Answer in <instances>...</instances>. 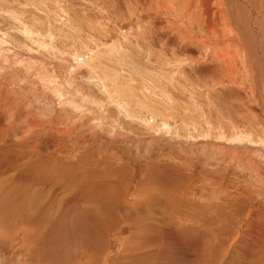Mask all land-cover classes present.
<instances>
[{
    "label": "rangeland",
    "instance_id": "374dc122",
    "mask_svg": "<svg viewBox=\"0 0 264 264\" xmlns=\"http://www.w3.org/2000/svg\"><path fill=\"white\" fill-rule=\"evenodd\" d=\"M197 1L0 0V264H264L263 57Z\"/></svg>",
    "mask_w": 264,
    "mask_h": 264
},
{
    "label": "bare ground",
    "instance_id": "6f19581e",
    "mask_svg": "<svg viewBox=\"0 0 264 264\" xmlns=\"http://www.w3.org/2000/svg\"><path fill=\"white\" fill-rule=\"evenodd\" d=\"M151 1V0H150ZM168 0H157V3L159 5H165V2ZM181 1V0H180ZM190 1L191 6L194 4L195 0H188ZM199 1V5L200 7H202V12L200 14H198V16L196 17V21L200 23V25L203 24V26H205V28L209 29L210 33H214L216 32V34L219 31V28L217 25H219L217 19H219V16L221 15L218 11V8H216L217 10L214 12L213 10H211V4H209V0H198ZM197 1V2H198ZM234 1H238V2H243L242 0H234ZM133 2V1H132ZM229 2V1H226ZM224 1V3H226ZM237 2V3H238ZM139 3V2H138ZM142 4V3H141ZM181 4V3H180ZM179 4V5H180ZM213 4V3H212ZM231 4V3H230ZM234 4V2H233ZM241 3H239L240 5ZM135 6V4H134ZM149 6V5H147ZM230 6H234V5H229L226 4L225 8H230ZM237 6V5H236ZM241 6V5H240ZM174 7V6H173ZM153 8V7H152ZM240 8V7H239ZM220 9V8H219ZM232 9V8H230ZM229 9V16L226 17V22H228V24L232 25L234 29V34L236 35V39L232 41V43H236V42H242V46L244 45L249 51L251 52H257L258 51L261 52L263 59H261L262 61H254L255 64H258V71L260 72H264V0H246L244 7H243V12L236 14L231 12ZM222 10V9H221ZM235 10V8H234ZM241 11V10H240ZM237 12V11H236ZM239 12V11H238ZM237 12V13H238ZM213 14H215V16H213ZM225 20V19H224ZM222 23V22H221ZM231 26V27H232ZM229 27V26H228ZM172 30V29H171ZM214 30V31H213ZM225 30V29H224ZM229 30V29H228ZM227 30V31H228ZM221 32V31H220ZM219 32V33H220ZM247 36H250L248 38H246ZM176 37V36H175ZM186 38V37H185ZM175 39V38H174ZM184 40V39H183ZM171 41V40H170ZM177 41V40H176ZM175 41V42H176ZM173 43V42H172ZM238 44V43H237ZM236 45V44H235ZM184 47V46H182ZM186 48V47H185ZM242 48V47H241ZM184 49V48H183ZM243 49V48H242ZM188 50L191 51V48H189ZM193 50V49H192ZM245 51V50H244ZM248 51V52H249ZM187 52V51H186ZM219 52V51H218ZM175 53V52H174ZM176 54V53H175ZM242 54V53H241ZM245 54V52H244ZM217 55L219 57H222L223 61H224V69L226 70V72L228 73H235V75L237 76L238 73H236L235 71V65H234V61L231 58V54L229 52V50L227 49H221V52L217 53ZM256 55V54H255ZM260 55V53H259ZM175 56V55H174ZM192 58V57H191ZM251 58V57H250ZM219 60V59H218ZM258 60V59H257ZM251 63V62H250ZM113 69V68H112ZM262 69V71H261ZM254 72V71H253ZM257 72V71H256ZM255 74V73H254ZM252 75V79H253V91L256 93L257 90L259 88V86H264V77H262V75H260V78L257 80V78L255 79ZM234 77V76H233ZM259 82V84L257 83ZM260 93V92H259ZM260 95V94H259ZM263 96H264V91H263ZM63 102V101H62ZM251 103V102H250ZM259 107L264 105V101L261 99L259 101ZM257 111V110H256ZM260 111V110H259ZM264 114V112H263ZM255 115V114H254ZM260 116V115H259ZM264 116V115H263ZM166 230V231H165ZM165 232H168V229H165ZM181 232V231H180ZM182 234V233H181ZM184 236V235H183ZM182 237V236H181ZM189 238L187 239V243L188 244H192V235L191 233L189 234ZM139 241V240H138ZM156 243L158 241H155ZM195 242V240H194ZM135 244V243H134ZM167 248V247H166ZM183 248V247H182ZM184 249V248H183ZM195 251V250H194ZM184 255H186L185 251H183ZM189 255H186V258L189 257L191 258V254L188 253ZM185 258V257H184ZM192 259V258H191ZM189 263V262H188ZM192 263V262H191Z\"/></svg>",
    "mask_w": 264,
    "mask_h": 264
}]
</instances>
